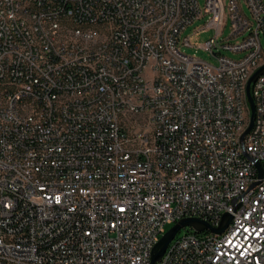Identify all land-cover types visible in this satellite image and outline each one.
Listing matches in <instances>:
<instances>
[{
	"label": "built area",
	"instance_id": "built-area-1",
	"mask_svg": "<svg viewBox=\"0 0 264 264\" xmlns=\"http://www.w3.org/2000/svg\"><path fill=\"white\" fill-rule=\"evenodd\" d=\"M263 41L264 0H0V264H264Z\"/></svg>",
	"mask_w": 264,
	"mask_h": 264
},
{
	"label": "rangeland",
	"instance_id": "rangeland-1",
	"mask_svg": "<svg viewBox=\"0 0 264 264\" xmlns=\"http://www.w3.org/2000/svg\"><path fill=\"white\" fill-rule=\"evenodd\" d=\"M198 1L201 7H203L204 0H198ZM244 10L246 14L250 16V11L246 5H244ZM208 20H209V15H205L201 19L194 21L192 24L188 25L185 28V30L182 33V38L189 37L190 46L182 45L181 50L187 55L197 57L212 65H217L218 64L217 55H214L208 50L199 47L200 45L204 44L207 40L213 38L215 35L214 29L205 27V24L208 22ZM230 31H231V23L230 21H228L224 27L221 36L218 38L219 41H224L226 38H228ZM234 42L235 40L232 39L228 40V43H234ZM214 53H220L221 55H224L232 59H238L244 55V53H233L232 51L223 48H219ZM170 226L171 225L166 226V230H168ZM185 232H186V228H182L181 230L178 231L176 237L181 236Z\"/></svg>",
	"mask_w": 264,
	"mask_h": 264
},
{
	"label": "water",
	"instance_id": "water-1",
	"mask_svg": "<svg viewBox=\"0 0 264 264\" xmlns=\"http://www.w3.org/2000/svg\"><path fill=\"white\" fill-rule=\"evenodd\" d=\"M262 72H264V65L260 67L257 71H255V73L249 78L246 86V95L248 98V102L251 106L252 113L254 111V106H253L252 97L250 95V85ZM250 128H251V124L247 128L246 132H248ZM256 165L257 167H259L258 164ZM263 174L264 172L261 169L260 176H263ZM230 219L231 216L229 214H223L221 224L219 227L216 228H211L205 221H202L198 218L188 217L178 220L176 223L171 225L168 230H166V232L160 237L159 241L155 244L151 255V263H155L161 259L168 244L175 238L178 231L181 230L182 228L188 227L195 232H201L205 229H210L213 232L221 233L229 223Z\"/></svg>",
	"mask_w": 264,
	"mask_h": 264
},
{
	"label": "trees",
	"instance_id": "trees-1",
	"mask_svg": "<svg viewBox=\"0 0 264 264\" xmlns=\"http://www.w3.org/2000/svg\"><path fill=\"white\" fill-rule=\"evenodd\" d=\"M63 4H65V3L63 2ZM68 5H69V1H68Z\"/></svg>",
	"mask_w": 264,
	"mask_h": 264
}]
</instances>
